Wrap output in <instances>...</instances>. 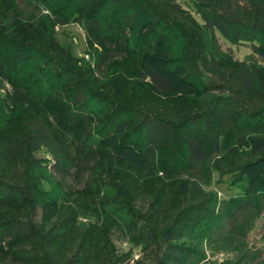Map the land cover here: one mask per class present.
Returning a JSON list of instances; mask_svg holds the SVG:
<instances>
[{"label":"trees","instance_id":"obj_1","mask_svg":"<svg viewBox=\"0 0 264 264\" xmlns=\"http://www.w3.org/2000/svg\"><path fill=\"white\" fill-rule=\"evenodd\" d=\"M190 1L201 22L179 0H0V264H126L113 223L150 264H194L226 221L231 239L260 212L264 0ZM72 21L100 77L56 37ZM217 34L250 52L218 55ZM242 147L238 168L213 164L241 193L220 200L188 177ZM85 170L75 192L59 180Z\"/></svg>","mask_w":264,"mask_h":264},{"label":"rangeland","instance_id":"obj_2","mask_svg":"<svg viewBox=\"0 0 264 264\" xmlns=\"http://www.w3.org/2000/svg\"><path fill=\"white\" fill-rule=\"evenodd\" d=\"M179 3L183 8L191 11L192 15L201 22L199 15L194 13L190 0H179ZM43 12L45 13L47 11L44 9ZM55 35L59 39L60 43L63 46L68 47L75 57L84 58L90 62L96 77L101 76L103 66H97L94 59L87 52V35L82 24L73 21L66 24H58L55 26ZM215 38L218 55H221L222 53H229V56H232L233 58L243 59L244 56L250 52V45L247 43L234 45L218 34ZM181 46V44L177 46L178 50ZM194 59L195 60L191 62L194 73L202 79V81L208 82V80L212 77L211 73L200 64L196 57ZM216 79L217 78H215V80ZM9 88V83L4 81L3 85L0 87V91L4 92ZM223 94L233 95L228 90H225ZM249 129L251 128L246 129L247 135H252L253 133ZM35 153L38 156L46 155L44 151H36ZM249 158L251 157L248 155L245 147H242L238 153L233 156L222 157L213 155L204 167L199 166L197 169L193 170L192 174L189 176L181 173L179 177L186 178L188 176L190 179L196 180L204 191H216L217 197L220 200L227 199L230 196L241 193L243 185L241 183H237L230 186L229 183L232 181L234 174L225 173L222 175L218 170L213 168V164L218 161L224 168H238ZM226 160H228V163ZM88 175V171L85 170L79 172L78 174L72 173L65 178H59V180L67 190L75 192L83 186L84 180L88 177ZM243 181L246 185L247 180L244 178ZM93 220H95V217L91 215L80 217L78 219V221H83L85 223ZM238 220L242 222L245 221L239 217L236 221ZM233 223L234 221H226V224L222 226L221 233L215 234L209 241H206L203 244L204 258L194 264H217L226 258H232L235 260L241 259V264H264V206H262L260 212L256 217H254L251 223H245L242 229L245 228L246 230H241L244 232L234 234L231 239H222L220 236L227 233L229 229H231ZM111 237L118 251H130L131 258L126 264H150L149 257L139 250V246H136L132 242L130 233L119 226V224H112ZM235 243L237 248H233V246L235 247Z\"/></svg>","mask_w":264,"mask_h":264}]
</instances>
